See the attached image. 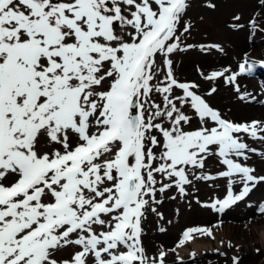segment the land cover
<instances>
[{"label":"snow or ice","instance_id":"1","mask_svg":"<svg viewBox=\"0 0 264 264\" xmlns=\"http://www.w3.org/2000/svg\"><path fill=\"white\" fill-rule=\"evenodd\" d=\"M192 3L0 0V264H164L143 242L146 213L163 219L158 194L184 199L211 181L196 203L223 214L264 186L248 163L264 120L237 121L210 101L219 81L237 106L256 100L237 83L253 63L198 66L205 90L176 73L180 53L224 51L187 43ZM241 19L225 26L242 31ZM248 207L264 215V199ZM197 233L212 236L189 227L179 244Z\"/></svg>","mask_w":264,"mask_h":264},{"label":"rangeland","instance_id":"2","mask_svg":"<svg viewBox=\"0 0 264 264\" xmlns=\"http://www.w3.org/2000/svg\"><path fill=\"white\" fill-rule=\"evenodd\" d=\"M215 2H220V0H193L192 6L189 9V17L194 24V28L188 37L187 43L197 45L200 43H220L222 45L225 39L220 37L217 33L222 31L231 32L225 25L230 21L233 15H240L242 17L240 22L245 24V28L242 32H244V35L248 39L247 43L250 45L249 53L243 54L240 62H243V60L247 58L249 62L253 63V69L249 72V75L258 85V90L254 96L257 98V105L264 106V87H262V85H264V7L259 6L261 0H253V5L245 13L239 14L234 11H228L225 15L224 12H219L214 13L213 19H211L208 13L205 12L209 10V8L204 5L206 3ZM254 13H258L256 16L257 23L254 28H249L247 26V21ZM210 14L212 13L210 12ZM259 36H262V38H259ZM214 51L216 50L210 52ZM187 53L198 54L203 52L200 51L199 47H196L189 50ZM187 53H180L175 57L177 75L179 74L177 70L179 59ZM190 70L192 77L188 78V80L200 83L202 90L207 89L209 85L200 79L197 66L192 65ZM215 84L217 83L214 82L212 86H215ZM210 101L213 105L219 106L227 112L226 108L219 105L218 96H212ZM250 141L251 139L248 138V142ZM248 163L251 165L249 161ZM216 166L217 164L214 158L207 161L206 167L209 172H212ZM260 174L264 175V172ZM211 183V181H196L194 182V187L189 189V195L184 199L178 197L175 201L168 199L162 201L159 205H153V207L157 208L159 213L163 214V219L149 210V212L146 213L144 222V234L146 232L151 235L154 232L160 233V228H164L165 230L174 228L177 234L173 236L169 244L157 246L156 248L148 246L143 235V242L148 255L150 257H157L159 251H165L166 256L164 257V264H169V260L173 261L171 264H264V215L258 212L256 215L247 214L241 218H228L213 211L216 217L214 216L211 222L206 223L197 221L192 224L205 226L214 230L217 237H209L197 233L194 234L192 240L183 245L179 244L183 231L189 228V225L186 224L185 216L181 214V212L189 207V204L199 206L196 203L197 197L201 201L206 200L212 191L210 187ZM198 184H200L201 188H205L203 193L201 191H196ZM261 187L260 191L252 192L250 197L245 201V204L264 199V186ZM173 195H176L174 189L170 190L166 195L158 194L157 199L166 198L165 196L171 197ZM242 206L243 203L235 206V209ZM177 209H179V211H177ZM253 216H256V219L252 220ZM247 219L249 223L246 222ZM216 223H218V225ZM190 227H192V225H190ZM168 255L170 256L169 260L166 259Z\"/></svg>","mask_w":264,"mask_h":264},{"label":"bare ground","instance_id":"3","mask_svg":"<svg viewBox=\"0 0 264 264\" xmlns=\"http://www.w3.org/2000/svg\"><path fill=\"white\" fill-rule=\"evenodd\" d=\"M216 3V2H215ZM253 5V0H220V2L216 3V8L206 10L205 12L208 13V16L213 19L214 13L224 12L226 15L228 11H234L235 13H245L248 9ZM210 12L212 14H210ZM220 37L225 39V42L222 44L224 48L223 52H203V53H187L179 59L177 70L179 71L178 76L181 79H188L192 77L191 67L192 65L199 66L205 70H209L210 68L223 70V68H230L231 71L237 72L238 71V64L240 63L241 56L243 54L249 53L250 45H248V39L244 35L242 31H231V32H218ZM262 38V36H259ZM215 86H218L219 90L215 94L218 96L219 105L223 106L229 112V116H233L232 118L244 121V120H264V106L257 105V98L256 100H252L247 102V107H239L235 104L234 100L230 98L231 93L233 91L228 85H226L223 81L216 82ZM237 83L241 86V91H247L254 95L258 90V85L256 81L249 75V72L243 73L238 75ZM251 146L257 148L256 154L249 155V162L251 166H254L257 172L263 173L264 172V156L260 155V153L264 152V144L259 142L252 143L249 142ZM211 159V158H209ZM205 182V181H202ZM202 186V185H201ZM196 191L204 192L205 188H201L200 184L197 185ZM203 187V186H202ZM201 188V189H200ZM262 187L260 186L255 192L260 191ZM253 191V192H254ZM204 195V194H202ZM166 198H160L161 201H166L170 199V197L165 196ZM192 203V202H191ZM243 206L240 208L235 209V206L232 207L230 210H227L222 215L224 217L236 218V217H244L247 214L249 215H256L257 213L253 212V209L248 207V204L245 202H241L238 205L242 204ZM237 206V205H236ZM186 220V224L192 225L195 227L197 225L192 224L193 222L202 221V222H211V220L216 217L213 211L202 208L197 205L191 204L190 207H187L185 210L181 212ZM256 219V216L252 217V220ZM249 223V220H246ZM218 225V223H216ZM188 227V226H187ZM215 227V226H214ZM212 230V229H211ZM177 234V231L174 228L169 230H165L163 232H154L149 234L146 232L144 234V239L146 244L152 248H156L157 246H164L170 243L173 239V236ZM217 237V234L214 230H212V237ZM264 247V246H263ZM172 256V255H171ZM167 260L170 259L168 255L166 257ZM169 264L173 263V261L169 260Z\"/></svg>","mask_w":264,"mask_h":264}]
</instances>
